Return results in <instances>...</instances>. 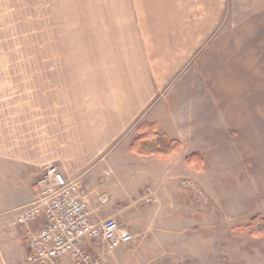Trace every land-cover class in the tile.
Wrapping results in <instances>:
<instances>
[{
    "label": "rangeland",
    "instance_id": "rangeland-1",
    "mask_svg": "<svg viewBox=\"0 0 264 264\" xmlns=\"http://www.w3.org/2000/svg\"><path fill=\"white\" fill-rule=\"evenodd\" d=\"M94 4L97 0H0V101L19 94L22 111L28 110L29 101L42 105L46 100L45 69H92L94 53L106 39L104 20L109 15L92 12ZM258 5L246 7L250 11L228 10L214 28L181 29L182 40L195 38L198 43L200 34L203 40L190 60L181 62L178 78L166 91L171 95L178 90L171 104L190 106L201 168L174 173L179 165L170 163L173 159L133 156L135 141L120 144L106 158L118 170L145 164L154 179L180 180L175 196L162 192L166 184H160V193L133 184L118 186L114 195L103 192L107 204L117 196L128 221L135 216L138 235L147 224L144 217L173 215V224L166 223L182 234L176 232L169 241L171 248H184L177 255L179 264H264V235L255 237L248 227L253 217L264 219V12H256ZM144 122L136 127L138 137L140 131H154L145 130ZM131 192L137 200L126 206ZM141 240L147 254L130 262L125 248L134 251ZM99 250L104 251V264L169 260L156 237L148 241L139 235L113 250L100 243ZM15 255L22 261L21 252Z\"/></svg>",
    "mask_w": 264,
    "mask_h": 264
},
{
    "label": "crops",
    "instance_id": "crops-1",
    "mask_svg": "<svg viewBox=\"0 0 264 264\" xmlns=\"http://www.w3.org/2000/svg\"><path fill=\"white\" fill-rule=\"evenodd\" d=\"M257 2L256 12L263 13L264 0H97L92 5V12L109 14L104 20V39L108 41L104 40L102 51L96 49L92 69H45L46 100L42 105L29 101L28 110L22 111L19 94L0 101V264H26L28 236L42 226L44 218L29 226H13L11 220L16 208L37 196L39 182L52 165L58 166L67 178L80 177L90 186L89 205L95 220L117 217L128 223L126 227L136 238L141 235L143 240L151 241L156 237L169 258L157 264H179L177 255L184 248L179 244L171 248L169 241L176 232L182 234L180 229H168L166 223L173 224V215L157 213L155 219L144 217L147 224L138 235L135 216L127 220L124 207H118L121 203L117 196L110 204L99 196L105 191L116 194L122 184L155 189L158 193L160 184H166L162 192L175 196L180 180L154 179L145 164L125 165L118 170L106 158L115 154L122 143L132 146L138 138L136 127L145 121V130L152 127L182 147L168 156L142 154L131 148L133 156H150L157 161L173 159L170 163L177 161L179 165L174 167V173L178 168L185 172L195 167L197 171L196 164L187 163L190 155L198 153L193 143L197 140L196 120L190 117V106L170 103L178 90L171 95L166 91L178 78L181 62L190 60L203 40L201 34L198 43L195 38L182 40L181 29L214 28L228 10L243 11ZM162 99L165 102L160 104ZM188 144L192 150H187ZM106 171L110 174L106 175ZM132 193L124 205L136 202ZM143 242L134 251L125 248L130 262L142 252L147 254ZM100 243L84 240L85 248L104 262ZM18 251L23 254L22 261L16 259ZM58 264L78 263L66 258Z\"/></svg>",
    "mask_w": 264,
    "mask_h": 264
},
{
    "label": "built area",
    "instance_id": "built-area-1",
    "mask_svg": "<svg viewBox=\"0 0 264 264\" xmlns=\"http://www.w3.org/2000/svg\"><path fill=\"white\" fill-rule=\"evenodd\" d=\"M39 184L37 196L16 208L11 220L13 226H29L44 218L42 226L28 236L26 264H58L66 258L78 264H104L85 248V239L99 241L109 250L136 240V234L116 218H93L89 205L92 190L80 177L67 178L58 166L52 165ZM99 197L105 201V195Z\"/></svg>",
    "mask_w": 264,
    "mask_h": 264
},
{
    "label": "trees",
    "instance_id": "trees-1",
    "mask_svg": "<svg viewBox=\"0 0 264 264\" xmlns=\"http://www.w3.org/2000/svg\"><path fill=\"white\" fill-rule=\"evenodd\" d=\"M136 144L132 147L133 150L142 154H163L171 155L179 148L180 143L176 141H170L167 137L160 135L156 132L143 133L136 140ZM177 145V146H176ZM202 157L198 153H194L187 158L189 165H197V168H201ZM260 216L253 217L249 224L251 235L255 237L264 235V219L260 220Z\"/></svg>",
    "mask_w": 264,
    "mask_h": 264
}]
</instances>
